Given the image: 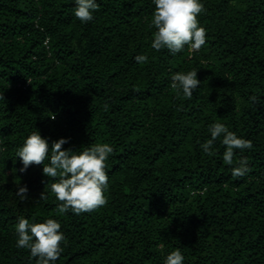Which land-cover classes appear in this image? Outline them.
I'll return each instance as SVG.
<instances>
[{
    "label": "trees",
    "instance_id": "1",
    "mask_svg": "<svg viewBox=\"0 0 264 264\" xmlns=\"http://www.w3.org/2000/svg\"><path fill=\"white\" fill-rule=\"evenodd\" d=\"M96 2L82 23L75 0H0V264H36L16 247L20 217L60 222L55 264H164L176 249L183 264H264V0H200L206 44L176 54L151 48L153 0ZM193 69L187 99L171 77ZM216 122L252 141L234 165L222 136L201 148ZM36 130L64 150L113 147L106 206L57 213L55 181L16 157ZM240 158L250 171L233 179Z\"/></svg>",
    "mask_w": 264,
    "mask_h": 264
},
{
    "label": "clouds",
    "instance_id": "2",
    "mask_svg": "<svg viewBox=\"0 0 264 264\" xmlns=\"http://www.w3.org/2000/svg\"><path fill=\"white\" fill-rule=\"evenodd\" d=\"M155 10L152 13L150 26L155 29L151 48L157 52L167 49L176 54L187 46L190 50L199 51L206 44V29L199 24L198 16L205 11L200 0H153ZM74 15L82 23H88L94 19L93 13L99 10L96 0H75ZM48 38L45 40L47 44ZM138 63L144 64L148 56L137 55ZM197 70L177 72L172 75L171 88L182 91L183 96L191 99L193 91L198 88L200 81L197 78ZM0 99H4L0 96ZM250 101L258 102L256 95L250 96ZM55 119V117H51ZM210 139H207L201 148L209 156L214 155V142L221 136L225 146L223 162L226 165H234V150L243 152L253 147L251 140H246L230 131L223 123H213L209 126ZM68 140L60 138L52 141L43 137L38 130L31 132L24 139L22 146L16 150V157L20 159L23 167L20 172H25L32 165H43V175L55 181L50 189L54 194L57 204V213L63 215L71 211L76 215L92 212L106 206L108 189V164L109 156L114 149L108 143H94L80 151L64 150L63 145ZM250 169L247 158L235 161L231 175L233 179L243 177ZM27 187H19L17 195L22 200L26 199ZM40 199H47L44 192ZM35 219V218H33ZM18 239L16 247L27 249L30 259L36 264H55L63 251L61 244L65 241V235L61 231L58 220L48 218L43 222H30L24 217L18 219L15 226ZM184 256L180 249L168 254L164 264H183Z\"/></svg>",
    "mask_w": 264,
    "mask_h": 264
}]
</instances>
